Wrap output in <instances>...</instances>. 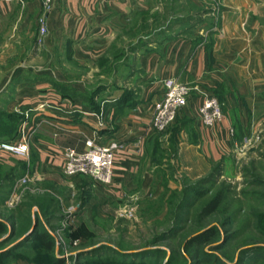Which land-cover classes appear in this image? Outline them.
Returning <instances> with one entry per match:
<instances>
[{
    "label": "rangeland",
    "instance_id": "1",
    "mask_svg": "<svg viewBox=\"0 0 264 264\" xmlns=\"http://www.w3.org/2000/svg\"><path fill=\"white\" fill-rule=\"evenodd\" d=\"M135 1L137 6L123 27H115L106 54L79 63L69 50L55 47L63 44L64 38L52 35L50 57L39 50L33 66L40 69H24L27 47L40 49L47 36L45 24L37 43L38 0L27 25L29 32L35 30L34 35H17L16 55L0 67V75L13 64L23 68H16L13 74L42 72L48 61V72L62 74L76 85L82 81L86 89H100L113 73L120 82L133 73L128 93L135 103L139 72L132 59L143 44L185 40L212 52L221 33L223 0ZM256 3L264 9V0ZM259 13L250 15L242 27L251 39L264 43V11ZM126 64L130 68L125 69ZM13 83L0 95V144L24 141L28 154L31 132L26 128L36 130L38 126L30 124L28 109L16 107L14 98L8 97ZM70 85L73 82L66 85L64 93L72 99ZM50 86L59 88L58 83ZM86 92L83 101L89 104L90 92ZM212 97L223 108L217 96ZM230 116L234 119L230 149L196 178L188 176L178 160L183 138L191 144L197 137L193 122L182 116V109L166 130L152 129L158 141L131 175L129 186L116 197L110 195L108 185L89 176L66 177L61 171L41 176L45 171L42 163L0 151V221L5 226L0 235V264H264V108L246 113L244 122L236 111ZM35 173L38 177L34 178ZM24 176L27 181L19 185ZM198 193L203 197L196 198ZM219 195L222 201L218 208L211 214L203 213ZM211 229L215 230L210 242L190 244L194 236ZM33 231L52 239L50 251L29 239Z\"/></svg>",
    "mask_w": 264,
    "mask_h": 264
},
{
    "label": "crops",
    "instance_id": "2",
    "mask_svg": "<svg viewBox=\"0 0 264 264\" xmlns=\"http://www.w3.org/2000/svg\"><path fill=\"white\" fill-rule=\"evenodd\" d=\"M223 1L222 34L215 39L211 53L205 46L185 40L149 42L136 50L132 59L139 72L135 80L139 83L137 96L134 94L133 98H137L135 103H131L128 93L129 81L135 78L133 73L127 74L122 82L113 73L111 77L106 76L108 81L100 89H86L82 81L76 85V81H68L62 74L48 72V61L43 64L42 72L28 76L13 74L16 68L23 69L20 64L4 71L0 75V95L13 81L8 97L14 98L16 107L28 109L30 124L38 126L39 130L30 126L26 130L31 132L28 160L44 165L41 176L61 171L63 151L67 148L81 152L86 149L87 140L99 145L116 141L123 147L115 155L108 190L112 197L120 195L158 141L150 122L154 105L163 95V81L168 78H175L191 89L182 116L193 122L197 137L191 144L183 138L178 153L187 175L191 178L204 175L211 161L225 155L232 142L229 130L234 119L230 114L236 111L240 122H244L246 113L264 108V43L251 39L242 27L250 15H259L264 9L257 6V0ZM136 6L135 0L55 1L46 22L47 36L40 49L27 47L24 69H40L33 66L39 50L50 57L54 47L49 37L52 35L64 38L63 44L56 43L55 47L69 50L72 59L79 63L106 54L115 27H123ZM36 7L38 0H0V67L7 66L16 55L17 35H34L35 30L29 32L27 25ZM21 52L26 50L21 48ZM126 57L129 58L128 53ZM125 67L130 68L128 64ZM94 71L97 72L96 67ZM51 82L58 83L59 88L51 87ZM70 82L74 84L69 86L74 93L72 99V95L64 93ZM86 91L90 92L92 107L83 101ZM205 94H215L223 107L222 121L211 128L201 125L198 116ZM34 176L38 177L37 173Z\"/></svg>",
    "mask_w": 264,
    "mask_h": 264
},
{
    "label": "built area",
    "instance_id": "3",
    "mask_svg": "<svg viewBox=\"0 0 264 264\" xmlns=\"http://www.w3.org/2000/svg\"><path fill=\"white\" fill-rule=\"evenodd\" d=\"M56 0H40V14L37 17L38 36L37 43L45 32L47 15L49 14L53 2ZM163 95L154 106L150 127L156 132L166 130L176 119L178 113L188 102L190 88L175 78H168L163 82ZM198 115L201 125L211 128L220 123L223 119L221 106L215 97H205L199 108ZM229 132L232 134V130ZM86 149L77 152L74 149H65L61 164V173L66 177L76 175H86L95 181L109 185L112 181L113 163L117 152L123 145L116 141H111L107 145H99L92 140L85 141ZM0 151L26 159V142L21 141L16 144H0ZM27 181V177L19 179L21 185Z\"/></svg>",
    "mask_w": 264,
    "mask_h": 264
},
{
    "label": "trees",
    "instance_id": "4",
    "mask_svg": "<svg viewBox=\"0 0 264 264\" xmlns=\"http://www.w3.org/2000/svg\"><path fill=\"white\" fill-rule=\"evenodd\" d=\"M203 193H198L196 195V198H202L203 197ZM222 201V198L220 197V195L216 198H214L204 209L203 213L205 214H211L213 213L218 206L220 205ZM214 230L215 229H211V230H207L203 233L197 234L196 236H194L191 240H190V244L191 245H202V244H206L208 242H210V240L212 239L213 235H214ZM5 231V226L4 224L0 221V235ZM32 240H36L40 243V247L44 250V251H50L52 248V239L47 236V235H36L35 231L32 232V234L30 235V238Z\"/></svg>",
    "mask_w": 264,
    "mask_h": 264
},
{
    "label": "water",
    "instance_id": "5",
    "mask_svg": "<svg viewBox=\"0 0 264 264\" xmlns=\"http://www.w3.org/2000/svg\"><path fill=\"white\" fill-rule=\"evenodd\" d=\"M32 230V229H31ZM31 230L29 232H31Z\"/></svg>",
    "mask_w": 264,
    "mask_h": 264
}]
</instances>
